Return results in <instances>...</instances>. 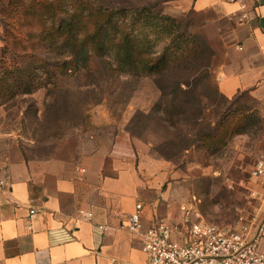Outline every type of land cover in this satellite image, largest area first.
<instances>
[{
    "label": "rangeland",
    "instance_id": "obj_1",
    "mask_svg": "<svg viewBox=\"0 0 264 264\" xmlns=\"http://www.w3.org/2000/svg\"><path fill=\"white\" fill-rule=\"evenodd\" d=\"M195 1L0 0V174L40 160L82 169L124 139L159 219L258 216L264 92L223 95L218 69L242 22ZM149 13L167 20L144 28Z\"/></svg>",
    "mask_w": 264,
    "mask_h": 264
},
{
    "label": "crops",
    "instance_id": "obj_2",
    "mask_svg": "<svg viewBox=\"0 0 264 264\" xmlns=\"http://www.w3.org/2000/svg\"><path fill=\"white\" fill-rule=\"evenodd\" d=\"M246 2L247 18L237 4L221 2L225 14L242 22V49L233 50L218 69L226 97L244 89L264 92V0ZM209 4L196 0L192 7L202 11ZM79 165L85 172L64 161H31L0 174V264L144 261L141 237L127 231L126 217L142 203L145 228L162 219L153 212V190L144 187L137 170L135 147L119 139ZM81 211L91 212L92 219Z\"/></svg>",
    "mask_w": 264,
    "mask_h": 264
},
{
    "label": "built area",
    "instance_id": "obj_3",
    "mask_svg": "<svg viewBox=\"0 0 264 264\" xmlns=\"http://www.w3.org/2000/svg\"><path fill=\"white\" fill-rule=\"evenodd\" d=\"M235 3L247 18L246 0H219ZM239 49H242L239 47ZM85 172V169H81ZM254 188L250 196L259 202L260 211L253 218L240 217L238 226L226 228L198 217L183 215L178 221H155L144 227L143 204L136 203L126 217V229L141 237L144 261H115L116 264H264V159H259L251 172ZM34 210L31 213L34 214ZM88 219L91 212L81 211ZM261 216V218H260ZM99 230L106 232L104 225Z\"/></svg>",
    "mask_w": 264,
    "mask_h": 264
},
{
    "label": "trees",
    "instance_id": "obj_4",
    "mask_svg": "<svg viewBox=\"0 0 264 264\" xmlns=\"http://www.w3.org/2000/svg\"><path fill=\"white\" fill-rule=\"evenodd\" d=\"M142 12H144V10H140V13H142ZM149 17L151 18V21L144 19V21H145V23L143 25L144 28L149 27L151 25V23L154 21H160V22L163 21L164 22L165 20H167V18L164 16H153L151 13H149ZM132 35H133V33H131V36ZM126 41L128 42L127 44L129 45L130 41L128 40V38H126Z\"/></svg>",
    "mask_w": 264,
    "mask_h": 264
}]
</instances>
